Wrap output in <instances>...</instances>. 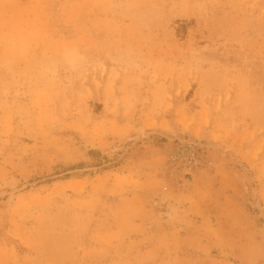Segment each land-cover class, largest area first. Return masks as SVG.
Masks as SVG:
<instances>
[{
    "label": "rangeland",
    "instance_id": "374dc122",
    "mask_svg": "<svg viewBox=\"0 0 264 264\" xmlns=\"http://www.w3.org/2000/svg\"><path fill=\"white\" fill-rule=\"evenodd\" d=\"M0 264H264V0H0Z\"/></svg>",
    "mask_w": 264,
    "mask_h": 264
},
{
    "label": "built area",
    "instance_id": "2783aa9c",
    "mask_svg": "<svg viewBox=\"0 0 264 264\" xmlns=\"http://www.w3.org/2000/svg\"><path fill=\"white\" fill-rule=\"evenodd\" d=\"M167 161L173 172L184 180H189L192 174L200 170L206 158L202 146L189 140H181L175 144L167 155Z\"/></svg>",
    "mask_w": 264,
    "mask_h": 264
}]
</instances>
